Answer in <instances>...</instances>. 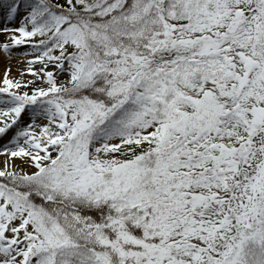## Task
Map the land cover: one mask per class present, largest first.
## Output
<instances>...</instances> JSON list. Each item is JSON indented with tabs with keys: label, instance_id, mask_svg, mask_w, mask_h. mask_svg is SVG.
Segmentation results:
<instances>
[{
	"label": "snow or ice",
	"instance_id": "6c2138e0",
	"mask_svg": "<svg viewBox=\"0 0 264 264\" xmlns=\"http://www.w3.org/2000/svg\"><path fill=\"white\" fill-rule=\"evenodd\" d=\"M0 264H264V0H0Z\"/></svg>",
	"mask_w": 264,
	"mask_h": 264
},
{
	"label": "rangeland",
	"instance_id": "374dc122",
	"mask_svg": "<svg viewBox=\"0 0 264 264\" xmlns=\"http://www.w3.org/2000/svg\"><path fill=\"white\" fill-rule=\"evenodd\" d=\"M0 39H2V37H0Z\"/></svg>",
	"mask_w": 264,
	"mask_h": 264
},
{
	"label": "bare ground",
	"instance_id": "6f19581e",
	"mask_svg": "<svg viewBox=\"0 0 264 264\" xmlns=\"http://www.w3.org/2000/svg\"><path fill=\"white\" fill-rule=\"evenodd\" d=\"M0 70H2V69H0Z\"/></svg>",
	"mask_w": 264,
	"mask_h": 264
}]
</instances>
